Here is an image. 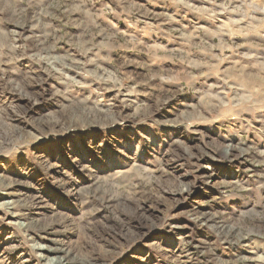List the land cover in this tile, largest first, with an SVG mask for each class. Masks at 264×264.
I'll return each mask as SVG.
<instances>
[{
	"label": "rangeland",
	"instance_id": "rangeland-1",
	"mask_svg": "<svg viewBox=\"0 0 264 264\" xmlns=\"http://www.w3.org/2000/svg\"><path fill=\"white\" fill-rule=\"evenodd\" d=\"M0 175V264H264V0H0Z\"/></svg>",
	"mask_w": 264,
	"mask_h": 264
},
{
	"label": "bare ground",
	"instance_id": "bare-ground-1",
	"mask_svg": "<svg viewBox=\"0 0 264 264\" xmlns=\"http://www.w3.org/2000/svg\"><path fill=\"white\" fill-rule=\"evenodd\" d=\"M231 151L232 148L228 145L227 148H225V152L227 154H230ZM0 186L5 187L4 189H2V191H0V198H2L3 200L0 202V207L5 211V214L8 216V222L14 226L17 225L18 227L23 228L25 232H32L31 229H34L33 226L35 219L31 218L28 215L29 213L27 212L18 211V209L16 210V198L19 197V193L16 192V190L14 189L13 182L7 183L5 181V178L0 175ZM188 190V186L183 185V187H181L180 189V192L184 193ZM42 197L43 196H41V194L34 196L36 206L39 209L46 207V204L48 203H46L45 199H43ZM41 232L43 233L41 235L43 240H34L31 245L34 251V255L38 258V260L43 261V264H76L75 261L71 258L70 250L64 245L65 239L67 237V234L64 230L61 231L60 229L56 230L52 227H45L42 228ZM26 234H28V236L31 235L29 233ZM30 238H32V236H30Z\"/></svg>",
	"mask_w": 264,
	"mask_h": 264
}]
</instances>
